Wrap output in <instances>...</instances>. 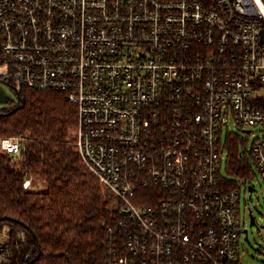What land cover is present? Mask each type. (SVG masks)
Returning <instances> with one entry per match:
<instances>
[{"label": "built area", "instance_id": "1", "mask_svg": "<svg viewBox=\"0 0 264 264\" xmlns=\"http://www.w3.org/2000/svg\"><path fill=\"white\" fill-rule=\"evenodd\" d=\"M261 29L264 0H0V79L64 94L73 144L113 194L99 264H242L240 192L264 181ZM231 124L261 133L238 147L248 171L234 184Z\"/></svg>", "mask_w": 264, "mask_h": 264}, {"label": "trees", "instance_id": "2", "mask_svg": "<svg viewBox=\"0 0 264 264\" xmlns=\"http://www.w3.org/2000/svg\"><path fill=\"white\" fill-rule=\"evenodd\" d=\"M20 91L23 103L0 108V139L22 140L18 153L0 152V217H9L0 232L7 230L11 264H99L114 197L75 149L76 109L58 91ZM237 146L226 166L241 177L248 167Z\"/></svg>", "mask_w": 264, "mask_h": 264}, {"label": "rangeland", "instance_id": "3", "mask_svg": "<svg viewBox=\"0 0 264 264\" xmlns=\"http://www.w3.org/2000/svg\"><path fill=\"white\" fill-rule=\"evenodd\" d=\"M3 87L6 92V95L9 97V102L7 104H0V108L4 106H11L13 102L16 103L18 101L17 95L13 91V89H11L7 85H3ZM228 131L236 134L235 142L238 144L237 147H239L240 150L243 147L250 148L254 138L261 135V133L257 132L256 130H254V132L246 133L241 129L234 127V125L231 124L229 126V129L224 127L223 141L225 140V135L226 132ZM0 152H1V148H0ZM225 156L226 153H224V158H223L222 176L232 184L241 182L240 179L241 177L235 174H230L228 172L226 166L227 159ZM251 182H252V186H254L255 188L254 190L248 191L243 186L240 192L239 208H240V212L246 215L248 239H244V234H243L238 244L239 246L238 250L242 254L241 255L242 264H264V228L261 227V225L264 224V181H262L260 177L255 176L251 179ZM113 207L115 208V203L113 204ZM248 207L251 208V211L256 219V223L253 225H250ZM1 232L2 234H0V240L8 241L7 235L5 236L3 235L4 233L5 234L7 233V230L4 229Z\"/></svg>", "mask_w": 264, "mask_h": 264}, {"label": "water", "instance_id": "4", "mask_svg": "<svg viewBox=\"0 0 264 264\" xmlns=\"http://www.w3.org/2000/svg\"><path fill=\"white\" fill-rule=\"evenodd\" d=\"M260 37H261V41L264 42V29L260 30ZM3 85H7L9 86L11 89H13V91L16 93L17 98L20 99L21 103L24 102V98L21 96V91L19 90V88L17 87V85H11L7 80L5 79H0V104H7L9 102V97L6 95V92L4 90ZM19 106H16L14 109H12V112L15 111ZM249 190H254V188L252 186L249 187ZM9 217L7 216H3L0 217V221L1 220H5L8 219ZM249 221H250V225L255 224V219H254V215L252 213V211H249ZM264 227V224L262 225ZM244 239H248V229H244Z\"/></svg>", "mask_w": 264, "mask_h": 264}, {"label": "flooded vegetation", "instance_id": "5", "mask_svg": "<svg viewBox=\"0 0 264 264\" xmlns=\"http://www.w3.org/2000/svg\"><path fill=\"white\" fill-rule=\"evenodd\" d=\"M17 82V76L11 77L9 83L12 85Z\"/></svg>", "mask_w": 264, "mask_h": 264}]
</instances>
